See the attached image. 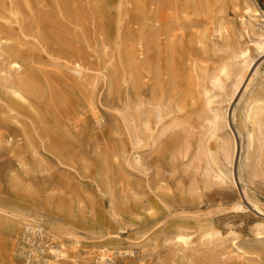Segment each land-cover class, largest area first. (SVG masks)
<instances>
[{"label": "rangeland", "instance_id": "rangeland-1", "mask_svg": "<svg viewBox=\"0 0 264 264\" xmlns=\"http://www.w3.org/2000/svg\"><path fill=\"white\" fill-rule=\"evenodd\" d=\"M26 1L0 0L2 54L32 59L59 97L42 107V125L0 83V264H264V51L243 0L156 1V11L174 4L163 22L180 26L177 57L197 86L191 104L167 100L161 120L151 91L135 100L123 82L124 9L70 0L67 14L60 0ZM247 1L264 15V0ZM58 38L80 53V73L66 69ZM147 118L149 130L135 128ZM20 214L52 225L57 239L43 241L64 255L22 241Z\"/></svg>", "mask_w": 264, "mask_h": 264}, {"label": "bare ground", "instance_id": "bare-ground-1", "mask_svg": "<svg viewBox=\"0 0 264 264\" xmlns=\"http://www.w3.org/2000/svg\"><path fill=\"white\" fill-rule=\"evenodd\" d=\"M43 0H27V6L32 7L33 2L40 4ZM70 0H60L59 8L63 13L68 9L67 3ZM156 1L149 0L145 3H141L140 0H101L107 6L116 5L119 8L124 9L126 16L128 17V24L130 29L129 44L124 45L120 49L121 57L124 59L127 67L123 72V82L127 85H131L135 100H139L141 88H145L151 91L152 100L151 107L155 118L161 120L163 118L164 107H168L167 100L173 99L176 104L182 102V104H191L194 95L197 91V86L192 75L187 74L183 70V66L186 65V60L182 56L177 57L176 47L181 43L180 34L181 28L175 21L165 24L163 17L164 11H170L174 8V4L161 5V10H155ZM243 13L248 18L246 25L250 29L254 26V23L261 24L262 29L260 34H254L257 37V41L254 43L258 50L264 51V15L247 1H242ZM67 13V12H66ZM68 14V13H67ZM242 23L243 20H242ZM42 30V29H40ZM38 30V32L40 31ZM249 32V30H248ZM252 32V30H251ZM253 33V32H252ZM56 48L67 51L65 57L60 59L65 63L66 69L69 71L80 73L83 69V58L80 53L74 51L71 46H67L61 39H57ZM7 46L4 39L0 38V83L1 87L7 88L9 94L15 98L23 107H28L36 115L37 121L45 125L46 118L44 116L42 107L48 101L51 103L56 102L59 97L58 80L54 78H47L39 75L34 70V62L32 59L16 55H3V49ZM62 53V52H61ZM249 54V49H243L239 51V57H245ZM222 74L226 75L227 69H222ZM243 75L239 77L237 83L241 82ZM62 80L60 77L59 81ZM213 86L220 84L219 78L213 79ZM37 102L38 108L32 106L34 102ZM177 105V104H176ZM254 105L250 107V113ZM220 115L214 113L209 120V129L216 132L218 130ZM135 128L142 127L144 131L149 130L150 120H136ZM137 136H135L136 138ZM252 141V135L249 136ZM137 139V138H136ZM211 165H215L212 161ZM209 165L208 167H211ZM224 177V175H223ZM221 178V177H220ZM222 180V178H221ZM55 200V199H53ZM52 200V201H53ZM53 208L57 211H65L61 199L57 204L53 205ZM23 223V232L21 234V240L26 241L28 235L33 237L34 240L40 245L46 247L47 242L43 241V238L48 240L57 239V235L52 225H48V230L43 229L41 225H32L28 223L25 214H20ZM187 230L185 227L177 228V235L175 238L182 244L188 242V237L184 234ZM209 235V234H207ZM29 238L28 243L31 239ZM77 243V242H76ZM21 248L18 249V255H21ZM49 253L58 258L64 255L61 245L51 247L47 245ZM97 264H107V259L104 255L97 256Z\"/></svg>", "mask_w": 264, "mask_h": 264}, {"label": "built area", "instance_id": "built-area-1", "mask_svg": "<svg viewBox=\"0 0 264 264\" xmlns=\"http://www.w3.org/2000/svg\"><path fill=\"white\" fill-rule=\"evenodd\" d=\"M37 240H38V239H37ZM37 240L32 239V240L30 241V243L39 244V243L37 242ZM39 250L41 251L42 248H39ZM28 259H29V258H28ZM30 259H31V258H30Z\"/></svg>", "mask_w": 264, "mask_h": 264}]
</instances>
